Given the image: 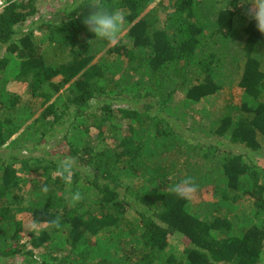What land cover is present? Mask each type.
<instances>
[{
    "label": "trees",
    "instance_id": "trees-1",
    "mask_svg": "<svg viewBox=\"0 0 264 264\" xmlns=\"http://www.w3.org/2000/svg\"><path fill=\"white\" fill-rule=\"evenodd\" d=\"M96 2L125 17L113 46L59 13L35 42L21 31L35 0L0 13V264H264V34L249 3ZM30 78L24 104L10 86ZM186 176L212 200L172 194ZM21 215L53 231L24 241Z\"/></svg>",
    "mask_w": 264,
    "mask_h": 264
},
{
    "label": "clouds",
    "instance_id": "clouds-1",
    "mask_svg": "<svg viewBox=\"0 0 264 264\" xmlns=\"http://www.w3.org/2000/svg\"><path fill=\"white\" fill-rule=\"evenodd\" d=\"M246 2L250 5L249 15L255 22L256 28L264 34V0H246ZM73 13L75 16L72 15ZM59 14L78 19L93 38L109 43L116 42L125 24V17L118 8L98 3L96 0H69ZM58 167L63 181L70 184L73 180V161L68 159L61 162ZM49 190V187L41 186L37 191L46 198ZM197 190L196 179L193 176H186L172 187L171 192L179 199L190 200ZM82 199L81 191L75 190L70 193V202L73 205Z\"/></svg>",
    "mask_w": 264,
    "mask_h": 264
},
{
    "label": "rangeland",
    "instance_id": "rangeland-1",
    "mask_svg": "<svg viewBox=\"0 0 264 264\" xmlns=\"http://www.w3.org/2000/svg\"><path fill=\"white\" fill-rule=\"evenodd\" d=\"M161 0H158L157 3H159ZM36 2V7L38 10L37 15L30 21H28L25 26L21 27V31L26 32L27 30H29L30 28L36 30L37 32L35 33L34 36V41L38 42L39 41V36L42 34L41 32H39L36 28L41 29L42 25H44V23L48 20H54L55 23H59L60 19L62 17L59 16L58 13H60V10L69 2V0H35ZM157 3H155L151 8H149L146 12H149L150 9L154 8ZM160 30L162 29L161 26H159ZM39 33V34H38ZM22 34V33H21ZM20 34V35H21ZM114 43H111L110 46H113ZM48 46V45H47ZM46 46V47H47ZM6 53V47L0 46V58L3 54ZM62 58V57H61ZM54 61L58 62L60 61V58H54ZM30 83H31V78L27 81V82H16L13 83L10 86V90L16 92L17 94H19L22 98V103L24 104H29L28 102L30 100H32V95H31V90H30ZM64 92V93H63ZM63 93L64 96H67V92L66 89H64L61 94ZM235 101L237 103L240 102V97H236ZM198 138H200L201 140H205L202 136H199ZM193 140H195V138H193ZM58 141V142H57ZM62 140L60 138L57 137V139L55 140V143L52 145V152L53 153H57V152H62L67 150V146L65 145V143L61 142ZM60 144V145H59ZM29 149L24 150L21 154L25 157H31V156H35V157H39L42 154L38 151H35L33 149L32 146L29 147ZM3 151V152H2ZM4 150H0V155L4 154ZM33 152V153H32ZM55 175H59V173H55ZM35 179H39L40 181L43 180L42 175L39 174H34ZM31 187V185H29V188ZM211 187L206 188V190L202 191V193L199 192H195L192 197H191V201L194 204H199L201 202L204 201H211L212 200V194L210 193L209 190H211ZM21 217V219L24 222V241H27L28 239V235L31 232H35V231H39V230H48L49 232L53 231V227H48L46 225L44 226H39L37 224L34 223V221L31 219V217L28 215H21L19 216V218ZM170 243H174V241H171ZM23 261L21 257H17L15 258H11L7 264H20V262Z\"/></svg>",
    "mask_w": 264,
    "mask_h": 264
},
{
    "label": "built area",
    "instance_id": "built-area-1",
    "mask_svg": "<svg viewBox=\"0 0 264 264\" xmlns=\"http://www.w3.org/2000/svg\"><path fill=\"white\" fill-rule=\"evenodd\" d=\"M11 0H0V13L10 4Z\"/></svg>",
    "mask_w": 264,
    "mask_h": 264
},
{
    "label": "crops",
    "instance_id": "crops-1",
    "mask_svg": "<svg viewBox=\"0 0 264 264\" xmlns=\"http://www.w3.org/2000/svg\"><path fill=\"white\" fill-rule=\"evenodd\" d=\"M16 83V82H15ZM12 85V84H11Z\"/></svg>",
    "mask_w": 264,
    "mask_h": 264
}]
</instances>
